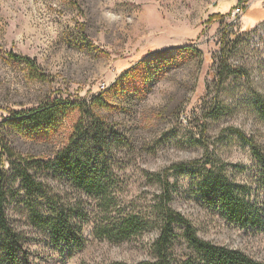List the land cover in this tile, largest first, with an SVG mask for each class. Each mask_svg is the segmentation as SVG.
<instances>
[{
	"label": "rangeland",
	"instance_id": "obj_1",
	"mask_svg": "<svg viewBox=\"0 0 264 264\" xmlns=\"http://www.w3.org/2000/svg\"><path fill=\"white\" fill-rule=\"evenodd\" d=\"M187 46L198 53L169 54L163 67L156 58ZM10 54L32 59L37 71ZM224 54L237 73L219 85ZM259 99L264 101V0H0V140L23 159H53L73 133L80 109L66 111L55 126L32 134L11 117L12 111L52 101L100 116L116 140L109 147L118 201L111 214L51 174L41 177L43 204H51L55 192V201L70 208L83 203L90 210L83 249H55L48 234L32 225L34 199L10 176L8 217L28 252L21 264L152 260L157 225L117 244L97 236L99 224L120 212L149 214L163 195L157 176L177 164L191 169L193 161L209 162L207 169H224L237 182L257 186L250 147L230 129L241 130L264 152ZM215 105L226 110L217 120L209 118ZM168 174L170 205L200 238L264 263V233L227 222L209 207L197 193V174L176 169ZM175 253H190L182 239Z\"/></svg>",
	"mask_w": 264,
	"mask_h": 264
},
{
	"label": "trees",
	"instance_id": "obj_2",
	"mask_svg": "<svg viewBox=\"0 0 264 264\" xmlns=\"http://www.w3.org/2000/svg\"><path fill=\"white\" fill-rule=\"evenodd\" d=\"M225 16H219L224 19ZM186 52L196 55L193 47H183L176 51H166L156 54L158 61L169 62L167 55ZM17 61H23L31 70L37 71L35 61L28 57L10 54ZM221 68L217 74L219 85L237 72L227 66L225 54L221 59ZM225 73L227 75L224 77ZM97 102V100H96ZM259 115L264 121V101H257ZM99 104V103H98ZM80 109L81 116L73 129L67 143L57 151L54 158L46 162H34L21 158L8 143L0 140V264H21L20 258H27L24 249V237L11 224L8 217L7 185L10 176L19 179L27 195L34 199L31 207L30 220L32 225L45 231L55 249L61 247L80 250L85 246L83 228L90 220V210L83 203L75 208L65 202L55 201L59 194H51V204H43L42 175L51 174L52 180L68 185L80 196L96 201L107 213L115 210L117 201L114 195V177L111 173L110 146L116 140H111L112 127L100 116L92 115L76 104H60L56 101L20 111H12L11 117L16 127L24 133H36L55 126L60 116L66 111ZM226 110L221 106L213 107L209 118L217 120L224 116ZM88 117L89 122L85 119ZM230 132L244 144L250 147L252 157L257 165V186L251 183H239L224 169L200 164V161L177 164L170 169L191 171L198 175L197 193L211 208H217L222 217L242 229H252L264 233V152L252 139L241 130L231 128ZM116 139V137H115ZM206 147L205 145H203ZM206 149V148H205ZM187 168L186 170H183ZM170 169L157 176L163 195L156 202L149 214L119 213L118 218L102 222L97 228V236L110 242L120 244L139 237L157 225L159 234L152 245V260L138 263L115 261L109 264H264L240 250L229 249L206 241L198 236L193 224L181 213L172 208L170 184L168 182ZM196 171V172H195ZM199 171V173L197 172ZM62 194L61 192H59ZM93 212V210H92ZM108 215V214H107ZM180 239L186 243L190 253L178 257L175 248Z\"/></svg>",
	"mask_w": 264,
	"mask_h": 264
}]
</instances>
